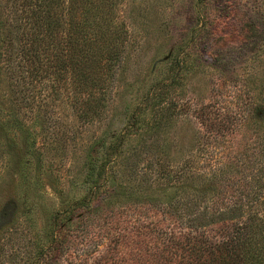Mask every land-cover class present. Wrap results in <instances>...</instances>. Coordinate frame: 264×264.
Returning <instances> with one entry per match:
<instances>
[{
    "label": "rangeland",
    "instance_id": "rangeland-1",
    "mask_svg": "<svg viewBox=\"0 0 264 264\" xmlns=\"http://www.w3.org/2000/svg\"><path fill=\"white\" fill-rule=\"evenodd\" d=\"M113 10L125 38L123 62L113 89L108 91L114 99L99 121H82L73 108L53 102L51 97L46 108L20 106L0 41V264L24 263L20 256L9 253L20 245L18 238L12 246L8 242L6 230L12 220L17 228L27 227L29 235L42 236L55 212L89 197L91 185L83 181V176L90 151L101 139L110 141L109 132L118 133L129 121L135 104L144 102L143 97L150 93H166L179 109L159 137L161 157L170 167L200 158V151L211 142L220 146L226 142L225 154L239 148L244 158L256 151L264 123L254 121L249 114L255 106L264 105V0H206L201 5L197 0H116ZM5 11L4 0H0L1 33ZM234 16L252 21L254 34L237 46L229 44L219 53L212 51V32L223 26L231 29ZM216 18L227 23L213 28L209 22ZM215 53L221 56L213 59ZM157 83L160 86L154 89ZM45 115L55 119L51 130L61 136L59 140L49 137ZM151 115L148 107L142 109L140 128H145ZM133 132H129L125 147L136 142ZM148 160L146 157L141 164L146 165ZM154 173L137 176L134 182H129L127 175L120 179L111 175L114 182L137 184L139 190L119 196L113 206L124 209L121 216L131 220L134 228L138 220L142 221V241L151 249L160 246L165 233L179 236L180 229L171 226V219L163 213L174 188L154 179ZM258 214L264 217V202L248 208L242 220L254 224ZM112 218L117 220L119 216ZM100 223L96 215L86 224L75 220L69 228L72 239L68 248L57 254V262H51L103 264L104 246L98 251L92 247ZM219 229L216 225L208 227L205 236L217 238L222 232ZM27 242L22 240V247ZM106 264L112 263L108 259Z\"/></svg>",
    "mask_w": 264,
    "mask_h": 264
},
{
    "label": "trees",
    "instance_id": "trees-1",
    "mask_svg": "<svg viewBox=\"0 0 264 264\" xmlns=\"http://www.w3.org/2000/svg\"><path fill=\"white\" fill-rule=\"evenodd\" d=\"M204 1L197 0L200 5ZM115 2L4 0L6 11L0 41L20 106L46 108L51 97L53 102L73 108L82 121L101 119L114 99L108 91L113 89L123 62L125 38L113 10ZM232 20L231 29L223 26L212 32L209 40L212 51L219 53L229 44L237 46L254 34L252 21L239 16ZM226 23L219 18L209 22L213 28ZM216 53L213 59L221 56ZM158 86L157 83L153 88ZM170 97L157 92L143 97L144 102L135 104L129 112V121L119 132L110 134V131V141L104 138L99 141L85 163L83 181L91 185L89 197L77 199L55 212L42 236L29 235L27 227L17 228L12 220L6 230L8 242L12 246L18 238L20 245L10 255L20 256L23 264L30 261L53 264L51 261L57 262V254L68 248L72 239L69 228L75 220L86 224L96 215L101 223L92 247L98 251L99 246H104L103 264L108 259L112 264H264V217L255 215L254 224L242 220L248 208L264 202V132L256 140V151L247 158L237 147L231 154L223 153L226 142L222 146L211 142L200 151V158L170 167L161 157L159 139L167 122L179 110ZM145 107L152 115L145 128H140L139 122L143 120L139 114ZM254 110L250 117L263 124L264 105L259 104ZM44 122L49 137L59 140L57 137L61 136L51 130L55 119L45 115ZM130 131H134L136 142L125 147ZM146 157L151 160L142 165ZM153 172L154 179L174 188V195L164 203L163 213L171 219V226L180 229L179 236L165 233L160 246L151 249L142 241L141 229L145 227L142 221L137 219L134 228L131 220L121 216L124 209L113 206L119 196L139 190L137 184L114 182L111 175L119 179L127 175L131 178L128 181L134 182L137 176ZM99 192H103L101 197L97 196ZM66 213L70 215L61 220ZM114 215L119 219H113ZM214 225L220 226L221 234L217 238L205 236L204 230ZM22 240L29 244L22 247Z\"/></svg>",
    "mask_w": 264,
    "mask_h": 264
}]
</instances>
